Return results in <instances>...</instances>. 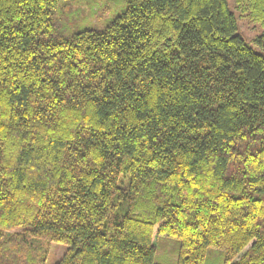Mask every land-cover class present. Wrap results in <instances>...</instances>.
<instances>
[{
    "label": "trees",
    "instance_id": "trees-1",
    "mask_svg": "<svg viewBox=\"0 0 264 264\" xmlns=\"http://www.w3.org/2000/svg\"><path fill=\"white\" fill-rule=\"evenodd\" d=\"M64 1L0 0V264L54 242V264H156L161 238L264 264V54L228 0H126L70 36ZM235 3L264 51V0Z\"/></svg>",
    "mask_w": 264,
    "mask_h": 264
},
{
    "label": "rangeland",
    "instance_id": "rangeland-1",
    "mask_svg": "<svg viewBox=\"0 0 264 264\" xmlns=\"http://www.w3.org/2000/svg\"><path fill=\"white\" fill-rule=\"evenodd\" d=\"M229 8L235 14L238 30L244 40L257 52L264 51L256 43V38L262 34V28L242 17L236 9L235 0H228ZM64 6V7H63ZM64 8V11L62 9ZM126 9V0H68L59 5L55 13L57 28L64 36L84 30H103L110 22ZM51 252L45 264L58 262L65 253L67 246L52 243ZM180 241L170 238H161L155 253L156 264H178ZM224 250L211 249L204 264H225Z\"/></svg>",
    "mask_w": 264,
    "mask_h": 264
}]
</instances>
